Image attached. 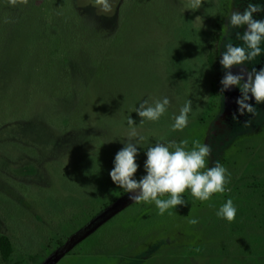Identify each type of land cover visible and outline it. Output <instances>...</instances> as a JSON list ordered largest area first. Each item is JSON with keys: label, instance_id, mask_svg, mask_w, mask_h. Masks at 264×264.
Wrapping results in <instances>:
<instances>
[{"label": "rangeland", "instance_id": "374dc122", "mask_svg": "<svg viewBox=\"0 0 264 264\" xmlns=\"http://www.w3.org/2000/svg\"><path fill=\"white\" fill-rule=\"evenodd\" d=\"M218 1L192 10L189 0H109L104 12L96 0H0V237L15 249L0 264H264V103L253 98L255 115L234 120L239 88L206 89L207 17ZM249 2L264 6L229 0L225 25ZM253 15L264 20V11ZM225 25L221 54L228 42L245 46L236 33L246 26ZM260 46L242 67L264 68ZM164 97L167 113L141 123L140 103ZM188 99L187 127L171 131ZM140 136L137 158L158 141L210 145L208 166L228 170L230 191L210 202L186 191L188 203L163 215L154 203L121 200L62 252L94 221L91 200L112 181L116 153ZM228 199L231 223L216 215Z\"/></svg>", "mask_w": 264, "mask_h": 264}, {"label": "clouds", "instance_id": "9594fccd", "mask_svg": "<svg viewBox=\"0 0 264 264\" xmlns=\"http://www.w3.org/2000/svg\"><path fill=\"white\" fill-rule=\"evenodd\" d=\"M26 4L28 0H19ZM203 0H189L188 9L196 10L201 7ZM15 6L18 0H9ZM96 4L101 6L104 12L111 11L109 0H96ZM264 11V6L260 4L248 3L243 12L232 11L229 23L226 28H240L246 26L243 34L236 33L237 39L243 41L245 46H234L233 43L225 44V51L221 54L220 64L225 70L221 79V93L238 87L241 95L236 99L238 105L237 112L233 113V119L250 113L253 116L256 108L249 103L253 98L256 104L264 103V68L257 71L252 68L250 71L242 67L246 62L255 60L262 54L261 43L264 41V20L254 19V13ZM234 66H240V71L232 72ZM170 100L167 97L149 103L148 100L140 103L134 111L141 118V123L145 120L156 122L167 113ZM193 113L192 101L186 100L180 108L179 115L173 116L171 131H182L189 123V114ZM246 122L245 124H247ZM130 127L129 137H136L137 131L135 121L131 116L127 119ZM145 138L140 136L137 142L131 139L125 143L114 158V167L109 175L114 184L123 188L129 195V199L135 203H154L159 214L163 215L170 209L183 206L188 203L184 198V193L189 191L191 196L200 202H210L214 194H224L230 191L227 185L230 183L231 174L219 162L208 166V158L212 149L206 143L194 142V146L188 149V140L179 143L157 142L154 146L146 150V161L144 169L146 175L139 180L135 179L139 165L136 158L139 154L138 144ZM163 139V138H161ZM168 196L167 199L160 197ZM209 206L213 205L209 203ZM218 218L225 219L229 223L234 222L237 215V208L232 199H228L216 212ZM195 224L198 221H190Z\"/></svg>", "mask_w": 264, "mask_h": 264}, {"label": "trees", "instance_id": "16d2710c", "mask_svg": "<svg viewBox=\"0 0 264 264\" xmlns=\"http://www.w3.org/2000/svg\"><path fill=\"white\" fill-rule=\"evenodd\" d=\"M229 0H219L217 3L216 10L213 17H207V43L203 51V59L207 72V85L206 89L213 96L220 94L222 87L220 81L223 78L222 65L220 64L221 59V44L224 35V25L226 13L228 11ZM146 152L142 153L140 157L136 159L139 165L138 171L135 174V179L139 180L142 176L146 175L144 169V163L146 161ZM96 184V183H95ZM105 191L98 193L91 200L90 208L88 211L90 222L95 220L99 215L116 205L121 200L130 201L129 195L124 191L123 188H119L116 184L111 181L107 187H104ZM76 212L73 213L74 217ZM50 240H47L45 249L50 248ZM58 244L63 247L64 242L58 241ZM15 249L11 238L7 235L0 237V259L4 263L10 262L14 255Z\"/></svg>", "mask_w": 264, "mask_h": 264}, {"label": "water", "instance_id": "95a60500", "mask_svg": "<svg viewBox=\"0 0 264 264\" xmlns=\"http://www.w3.org/2000/svg\"><path fill=\"white\" fill-rule=\"evenodd\" d=\"M115 207H111L110 209H108L107 211H105L104 213H102L100 216H98L84 231H82L81 233L77 234L76 236H74L72 238V240L70 241V243L63 249L62 252H64L65 250H67L68 248H70V246L72 244H74L75 242H77L81 237H83L88 231H90L94 226H96L102 219H104L106 216H108V214L114 210Z\"/></svg>", "mask_w": 264, "mask_h": 264}]
</instances>
